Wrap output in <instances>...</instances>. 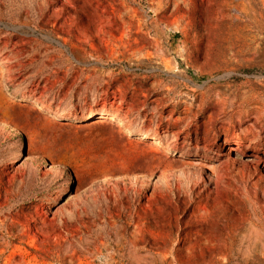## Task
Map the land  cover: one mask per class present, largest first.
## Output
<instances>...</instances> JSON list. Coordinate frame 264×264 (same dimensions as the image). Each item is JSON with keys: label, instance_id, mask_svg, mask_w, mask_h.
Listing matches in <instances>:
<instances>
[{"label": "rangeland", "instance_id": "obj_1", "mask_svg": "<svg viewBox=\"0 0 264 264\" xmlns=\"http://www.w3.org/2000/svg\"><path fill=\"white\" fill-rule=\"evenodd\" d=\"M0 58L31 124L38 110L87 129L106 111L146 136L41 129L26 146L0 123V264H264L247 240L264 163L244 172L251 122L230 115L264 98V0H0ZM147 155L150 169L90 183Z\"/></svg>", "mask_w": 264, "mask_h": 264}, {"label": "water", "instance_id": "obj_2", "mask_svg": "<svg viewBox=\"0 0 264 264\" xmlns=\"http://www.w3.org/2000/svg\"><path fill=\"white\" fill-rule=\"evenodd\" d=\"M7 75V67L5 63L0 58V123L9 125L10 127L19 130L22 134H24L25 138V145L27 146V137L25 134L29 131V127H33L38 131H41V129H44L45 132L48 133H60L68 136H77L82 135L87 132H105V133H112L113 136H116L119 141H121L122 144L129 141V138H139L144 139L146 136L142 135L140 138V135L138 134H130L128 132H124L121 126V119L114 116L110 112H99L97 114V117L95 120L96 123L92 124L87 129H79L75 126L68 125L66 122H69L66 118H61L59 116L54 115L53 113L49 111H43L40 112L36 110L39 115H37L40 118L39 123H35L34 125H28L25 128H16V124L14 123L16 120V115L19 113V115H23L24 112L30 108V106H35V102L33 99H25L22 101L15 102H8V100L5 98V78ZM26 104V105H24ZM35 114V113H34ZM94 121V120H92ZM41 127V129H40ZM122 131V132H121ZM39 132H36V135H38L37 138L40 140L43 139V135ZM148 141L146 142H155V139L152 137H147ZM52 152V147L48 150V154ZM52 159H48L49 165L51 164ZM124 161L123 157L116 158L114 160L107 161L104 166L102 167V170L100 173L96 176V178H90V183L92 182H103V181H109V180H116V179H125L128 178V176L131 175L130 171L124 170L120 167V162ZM63 164L68 165L72 163L71 155L62 161Z\"/></svg>", "mask_w": 264, "mask_h": 264}, {"label": "bare ground", "instance_id": "obj_3", "mask_svg": "<svg viewBox=\"0 0 264 264\" xmlns=\"http://www.w3.org/2000/svg\"><path fill=\"white\" fill-rule=\"evenodd\" d=\"M131 38H132V36L128 35L127 36L128 41L126 42V40H124L122 44L126 49L133 50L132 53H136L137 52L136 51V44L138 42L134 38H133V42H131ZM253 102H254V104H252V102L248 103L246 100L240 101L239 103H237L238 104L237 108H236L237 110L230 114L231 117L236 115L237 122L239 123V128H243V125H245L248 122H251V124L249 125L251 137L244 138V140H248L250 143L246 144L243 141V139L239 138V139H237V145H236L237 151H243L241 148H239L240 146H247L250 144L254 145V148L252 149V154H251L253 157L252 160L245 161L242 164V169L244 170V172H247L251 175L258 172L259 168L264 163V137L262 136V133L264 132V98L256 99ZM14 123L16 124L17 129L25 128L26 126L28 127V125H34L35 124V123L31 124V122L26 121L25 117L22 115H19V113H17L16 120ZM232 126H234V125H232ZM222 128L223 127H220V129H222ZM40 129H41V127H40ZM220 129L218 128V130H220ZM36 132H39L40 134H42L41 131H38L33 127H29V131L27 133H28V135H29V133L31 134V136L29 135V138H31L32 143L38 137V135H36ZM34 133H35V135H34ZM113 138L116 139L119 144H121L122 146H125L124 144L121 143V141L118 140V138L116 136H113ZM28 140L30 141V139H28ZM147 146H148V144H147ZM154 156L155 155H152V156L147 155L146 157H143L140 159L136 158V160H133L132 162L122 161L119 164H120V167L123 168L124 170L130 171L131 175H136L138 169L147 170V169H150L152 167V161L155 159ZM131 164H134V165H131ZM87 184H89V183H87ZM249 200L252 201L256 210L260 209V208L262 209V204L264 202V194H263V196H261L259 193L254 195V196H250ZM226 214H229V213L227 212ZM253 215H255V214H253ZM249 216H251V215H249ZM218 220H220V219H218ZM255 221H257L258 223L257 224L256 223L251 224L250 229H248L249 232L247 231L248 232V236H247L248 239L247 240L250 242L249 244L253 245V247L260 248V253L262 255H264V215L262 214L261 217H257L255 219ZM253 252H255V251H253Z\"/></svg>", "mask_w": 264, "mask_h": 264}]
</instances>
